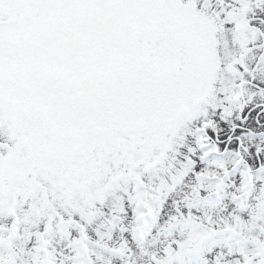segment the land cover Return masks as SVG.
<instances>
[{
	"label": "snow or ice",
	"instance_id": "1",
	"mask_svg": "<svg viewBox=\"0 0 264 264\" xmlns=\"http://www.w3.org/2000/svg\"><path fill=\"white\" fill-rule=\"evenodd\" d=\"M0 264H264V0H0Z\"/></svg>",
	"mask_w": 264,
	"mask_h": 264
}]
</instances>
